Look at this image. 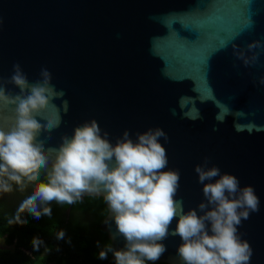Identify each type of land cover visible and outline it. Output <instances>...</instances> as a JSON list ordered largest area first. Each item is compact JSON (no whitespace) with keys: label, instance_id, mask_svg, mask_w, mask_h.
I'll return each mask as SVG.
<instances>
[{"label":"water","instance_id":"water-1","mask_svg":"<svg viewBox=\"0 0 264 264\" xmlns=\"http://www.w3.org/2000/svg\"><path fill=\"white\" fill-rule=\"evenodd\" d=\"M17 68L23 89L12 77ZM47 71L49 76L43 75ZM47 81V83H45ZM45 88L34 143L52 169L65 138L95 121L113 146L162 129L164 171L179 174L177 217L158 243L165 251L145 264H185L174 234L179 215L210 210L195 171L217 167L251 187L258 210L236 235L247 264H264V0H0V128L16 121L17 97ZM110 167L115 161L109 162ZM103 185L75 199L100 197V224L113 252L126 249ZM205 204L201 210L199 205ZM210 223L206 228L210 231Z\"/></svg>","mask_w":264,"mask_h":264},{"label":"clouds","instance_id":"clouds-1","mask_svg":"<svg viewBox=\"0 0 264 264\" xmlns=\"http://www.w3.org/2000/svg\"><path fill=\"white\" fill-rule=\"evenodd\" d=\"M43 75L49 76L46 70ZM12 80L21 89L27 86L18 68ZM7 99L0 91V101ZM16 99L19 102L14 127L8 132L0 128V175L7 174L8 179L20 183L21 177L33 179L47 162L34 143L41 125L33 116L47 103L45 88L36 84L30 95ZM124 136L123 141L113 146L100 135L95 121L77 127L72 138H65L61 145L48 182L38 184L19 210L28 209L39 216L37 200L72 203L74 196L103 185L117 230L127 242L125 250L114 252L116 264H145L146 260H158L166 250L157 241L167 236L169 225L177 217L174 196L179 174L164 171L168 161L166 149L159 142L165 137L162 129L139 134L135 143L127 138V132ZM113 159L115 166L110 167ZM195 171L201 183L217 176L219 179L203 186L204 196L213 205L210 210L202 216L195 210L179 215L174 232L183 241L178 248L179 256L185 264H247L251 250L247 242L237 237L236 226L249 215L247 210L238 212V209L258 210L254 190L245 187L237 195V178L221 175L217 167L205 171L197 165ZM3 190L8 191V185L3 184ZM199 207L203 210L206 205L202 203ZM43 211L50 214L49 208ZM206 222L210 223L211 234ZM99 255L106 258L105 252Z\"/></svg>","mask_w":264,"mask_h":264},{"label":"trees","instance_id":"trees-1","mask_svg":"<svg viewBox=\"0 0 264 264\" xmlns=\"http://www.w3.org/2000/svg\"><path fill=\"white\" fill-rule=\"evenodd\" d=\"M51 171L42 166L33 179L21 177L20 183L8 179L7 174L0 175L9 187L2 191L8 203L0 199V239L5 246L0 247V264H116L115 257L108 263L113 248L99 227L107 213L100 197L73 198L72 203L39 200L35 205L39 216L28 209L19 210L38 184L48 182ZM99 206L101 213L91 220L77 215ZM44 208H49L50 214H45ZM101 252L106 258H100Z\"/></svg>","mask_w":264,"mask_h":264},{"label":"flooded vegetation","instance_id":"flooded-vegetation-1","mask_svg":"<svg viewBox=\"0 0 264 264\" xmlns=\"http://www.w3.org/2000/svg\"><path fill=\"white\" fill-rule=\"evenodd\" d=\"M84 198H83V200H84ZM101 211H102V208L100 206H99V208L97 207L96 209H95V207H92V208L90 207L88 213L87 212L82 213V211H79L77 215H79L80 217H84L86 220H91V219L97 217L101 213Z\"/></svg>","mask_w":264,"mask_h":264},{"label":"rangeland","instance_id":"rangeland-1","mask_svg":"<svg viewBox=\"0 0 264 264\" xmlns=\"http://www.w3.org/2000/svg\"><path fill=\"white\" fill-rule=\"evenodd\" d=\"M0 181H3V180H0ZM3 183L5 184V180L3 181ZM2 191H4L3 189H0V199L3 200L4 204H7L8 203V197L6 196V194L3 196V193ZM34 193V192H33ZM32 193V194H33ZM39 202V200L36 201V203ZM0 247L1 248H5L4 244H3V241L2 239H0Z\"/></svg>","mask_w":264,"mask_h":264}]
</instances>
